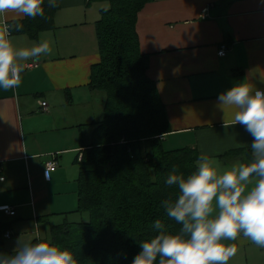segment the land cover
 <instances>
[{"label": "crops", "instance_id": "obj_1", "mask_svg": "<svg viewBox=\"0 0 264 264\" xmlns=\"http://www.w3.org/2000/svg\"><path fill=\"white\" fill-rule=\"evenodd\" d=\"M96 3L58 0L52 27L37 37L12 33L17 47L48 40L53 51L28 62L18 88L0 89V206L17 212L0 210V251L8 254L22 233L49 239L53 226L77 213L79 156L105 115V95L89 87L101 60L97 22L104 7ZM137 32L171 124L166 147L203 151L221 171L242 160L223 155L250 151L252 137L240 125L225 129L216 103L245 79L264 89V0H151L139 12ZM232 112L226 110L229 121ZM52 159L57 169L46 179L45 164ZM234 243L238 252L228 264H264V248Z\"/></svg>", "mask_w": 264, "mask_h": 264}, {"label": "trees", "instance_id": "obj_2", "mask_svg": "<svg viewBox=\"0 0 264 264\" xmlns=\"http://www.w3.org/2000/svg\"><path fill=\"white\" fill-rule=\"evenodd\" d=\"M149 1L90 0L109 7L97 22L101 60L89 84L105 95V115L79 162L77 212L88 219L55 225L47 239L72 251L78 264H131L138 242L155 234L156 219L178 230L161 207L175 194L165 180L173 168L187 175L199 157L190 147L169 149L163 139L171 124L137 32L139 12ZM56 8L45 0V18L19 21L23 32L37 37L52 27ZM229 155L245 160L250 151L242 148L223 157Z\"/></svg>", "mask_w": 264, "mask_h": 264}, {"label": "clouds", "instance_id": "obj_3", "mask_svg": "<svg viewBox=\"0 0 264 264\" xmlns=\"http://www.w3.org/2000/svg\"><path fill=\"white\" fill-rule=\"evenodd\" d=\"M47 2L51 8L58 6V0ZM44 3L0 0V89L4 91L22 84V73L31 67L29 61L35 63L53 51L48 40L17 47L12 35L23 31L20 19L45 18ZM216 107L224 113L225 129L240 125L252 137L250 157L221 171L217 162L201 151L187 175L173 168L165 183L175 194L163 199L161 207L166 218L180 227L173 231L156 219L152 225L155 234L138 242L140 250L131 264H228L238 252L237 240L264 248V89L245 79L220 93ZM228 109L233 110L230 121L225 116ZM46 169L45 178L50 179ZM0 264L78 261L69 249L22 233L12 253L0 252Z\"/></svg>", "mask_w": 264, "mask_h": 264}, {"label": "built area", "instance_id": "obj_4", "mask_svg": "<svg viewBox=\"0 0 264 264\" xmlns=\"http://www.w3.org/2000/svg\"><path fill=\"white\" fill-rule=\"evenodd\" d=\"M206 12H207V9H205V10L203 11V14H202L203 17H204V15H205ZM226 50H227V45H226V44H222L221 47H220V50H219V55H220V56H224L225 53H226ZM221 53H222V54H221ZM41 105H42V107L44 108V110H47V102L42 101ZM82 159H83V154H81V155L79 156V160L82 161ZM57 165H58V164H57L56 159H52V160L48 161V162L45 164V172H46V170H47V169H46V166L49 168L50 173H51V172H53V171H55V170L57 169ZM4 179H5V178L3 177V180H4ZM0 210H1L5 215H11V216H14V215L17 214L16 209H15L14 207L9 206V205H1V206H0ZM11 236H12V232H11V230H7V232L5 233V237H6V238H10Z\"/></svg>", "mask_w": 264, "mask_h": 264}, {"label": "rangeland", "instance_id": "obj_5", "mask_svg": "<svg viewBox=\"0 0 264 264\" xmlns=\"http://www.w3.org/2000/svg\"><path fill=\"white\" fill-rule=\"evenodd\" d=\"M96 5L98 7H104V8L109 7V3L108 2H101V3L97 2ZM84 219H88V215L87 214H81L79 212H77L76 214H72V215L69 216V220L70 221L77 222V221H82Z\"/></svg>", "mask_w": 264, "mask_h": 264}]
</instances>
